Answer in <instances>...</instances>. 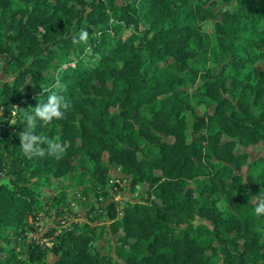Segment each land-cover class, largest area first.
<instances>
[{
	"label": "trees",
	"instance_id": "obj_1",
	"mask_svg": "<svg viewBox=\"0 0 264 264\" xmlns=\"http://www.w3.org/2000/svg\"><path fill=\"white\" fill-rule=\"evenodd\" d=\"M221 2L228 6L205 7ZM221 2L0 0V62L12 72L0 80V264H43L48 256L55 264H264V216L254 212L264 155L253 162L260 173L244 177L247 154L236 150L264 139V70L254 66L264 57V0ZM81 29L87 40L74 42ZM227 66L235 71L229 83ZM197 78V98L214 104L207 117L184 89ZM49 91L69 108L34 131L63 152L29 158L19 135ZM114 169L132 189L147 184L148 202L119 207L106 197V186H117L108 184ZM75 171L93 184L92 197L79 198L106 210L109 224L97 237L107 234L110 254L91 245L96 226L76 223L46 231L51 245L30 240L19 258L12 243L36 233L28 218L48 206L41 185ZM64 199L65 191L51 198L56 212Z\"/></svg>",
	"mask_w": 264,
	"mask_h": 264
},
{
	"label": "rangeland",
	"instance_id": "obj_2",
	"mask_svg": "<svg viewBox=\"0 0 264 264\" xmlns=\"http://www.w3.org/2000/svg\"><path fill=\"white\" fill-rule=\"evenodd\" d=\"M219 1L221 2V0ZM219 4L220 5H217V3L214 5L206 4L205 7L210 8L213 11H217L219 8H226L228 6L225 5L224 2H221ZM209 34L211 35V39L213 40V34L211 32ZM214 45L215 42L213 40L212 43L209 44L210 50L213 48ZM195 47L197 48V44H195ZM205 61H206V66L209 68L211 67L212 71L216 69L210 57ZM223 65L218 64L217 68L222 67ZM254 66L256 67V69L264 70V57L258 59L254 63ZM234 73H235L234 69H232L230 66H227L225 68L224 77L228 83L230 77H232ZM4 78H8L9 80H11L12 72L7 73L6 65L3 61H1L0 80ZM197 79H195L192 83L184 86V89L189 93V99L193 105V109L195 113L200 117L202 116L207 117L208 113L212 112L214 104L211 100L207 98H203L202 100L200 98H197V95H200V93H202V90L200 89L197 90V87L201 83L200 78ZM252 106L256 112L259 111L256 104L254 105L252 104ZM1 114H2V110L0 109V116ZM204 130L205 128H203L201 131ZM236 150L240 153L247 154L248 164H245L242 167L243 176L246 177V176L258 175L260 173V167L254 165L253 162L262 155H264V139L249 145L238 144ZM76 167L79 168L78 164ZM86 169L87 171L91 170V163L87 164ZM120 172L118 169H114L110 173L109 179L114 180V178H117L118 183L113 191L109 189L108 185L106 186V188H108L107 191H105L106 197L112 195L114 197V200L119 202L118 205L119 207H121L124 204V202L128 200L132 202H139L141 204L148 202L146 197V194L148 192V185L144 183H138L132 189L128 184L129 180L126 177L121 176ZM81 173L79 171L78 172L75 171L74 176L72 177H70L72 174L68 176H61L58 179H51L50 183L46 182L43 183V185H41L40 190L42 191L41 192L42 198L44 202L47 201L48 206L45 208L44 211H42L39 214L38 219L33 220L30 217L28 218L29 221L35 224L36 227L38 228L36 233L31 231L27 232V234L24 233L23 236L17 238V240L12 243V245H16L14 252L17 254L19 258H24L22 252L23 251L25 252L28 244L30 243V240L32 239H37L41 243L45 242L46 245H51L50 242L51 237L49 235H45L46 231L52 230L53 235H56L61 231H63V229L67 228L69 225L77 223L78 225L81 226L82 223H89L91 226H96L94 234H96L97 237L101 227H105L106 225L109 224V219L106 214V210H101V209L89 210L90 206L89 203H87V196L85 195L86 199H84L83 197L81 199L79 198V194L84 195L83 192H87L90 198L93 195V192H91V190L89 192L90 187L93 186L89 174L84 175L82 171ZM115 182H116L115 180L113 182L109 180L108 184L114 185ZM61 191H65L64 201L66 206L59 208L58 212H56V208L50 205L52 202L51 198H56ZM90 198L88 197V202ZM214 200L216 201V204L219 207V209L223 211L224 215H227L226 204L224 202L223 196L220 193H215ZM262 225H263L262 222L258 223V230L264 234V227H262ZM80 231L81 229L79 228V231H77V233H80ZM107 237H108L107 234L103 232L99 237L93 240L91 245L94 247V249L99 250L101 253L110 254L111 245L109 242L110 240L107 239ZM131 241L132 239H130V242ZM7 253H11V252L9 251ZM53 260L54 258L52 256H48L45 262H43V264H55Z\"/></svg>",
	"mask_w": 264,
	"mask_h": 264
},
{
	"label": "clouds",
	"instance_id": "obj_3",
	"mask_svg": "<svg viewBox=\"0 0 264 264\" xmlns=\"http://www.w3.org/2000/svg\"><path fill=\"white\" fill-rule=\"evenodd\" d=\"M88 38V32L85 29H81L80 32L73 37L74 42L86 41ZM59 85V78L57 77V86ZM69 108V102L59 91H49L47 96L39 99L36 107L33 111H27L28 114L25 117L24 131L20 132V146L24 154L32 158L34 156H43L45 152L59 155L63 152V145L56 140H50L37 134L34 129L37 123H48L54 120H60L64 117L66 110ZM47 144V148L43 147ZM256 206L254 212L257 216H264V193H259L256 196Z\"/></svg>",
	"mask_w": 264,
	"mask_h": 264
},
{
	"label": "built area",
	"instance_id": "obj_4",
	"mask_svg": "<svg viewBox=\"0 0 264 264\" xmlns=\"http://www.w3.org/2000/svg\"><path fill=\"white\" fill-rule=\"evenodd\" d=\"M111 182H113L114 180L116 181L115 183H118V179L114 178V180L109 179ZM34 236V235H33ZM40 242V241H39ZM41 243V242H40Z\"/></svg>",
	"mask_w": 264,
	"mask_h": 264
}]
</instances>
